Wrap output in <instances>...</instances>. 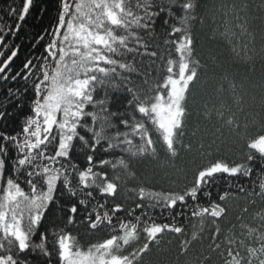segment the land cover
Listing matches in <instances>:
<instances>
[{
  "label": "snow or ice",
  "instance_id": "1",
  "mask_svg": "<svg viewBox=\"0 0 264 264\" xmlns=\"http://www.w3.org/2000/svg\"><path fill=\"white\" fill-rule=\"evenodd\" d=\"M7 14L0 264H264V91L242 121V85L221 75L200 113L220 127L192 122L209 71L199 0H20ZM222 27L255 40L247 13ZM225 134L232 147L210 151ZM170 235L172 256L150 260Z\"/></svg>",
  "mask_w": 264,
  "mask_h": 264
},
{
  "label": "trees",
  "instance_id": "2",
  "mask_svg": "<svg viewBox=\"0 0 264 264\" xmlns=\"http://www.w3.org/2000/svg\"><path fill=\"white\" fill-rule=\"evenodd\" d=\"M262 2L264 0H199L203 24L195 26L196 47L197 52L202 58V62L209 66V71L208 84L197 89L198 104L193 111L191 120L193 123H199L202 128L208 127L212 129L213 125L220 127L219 122L216 120L211 122L203 120L200 113L202 112V105L204 103H208L209 107H211L213 103L218 102L213 89L221 75H226L229 79H234L238 84L242 85L240 91L245 99L243 110L234 108L240 119L243 121L244 117L249 114L259 119L261 115L260 96L261 92L264 91L260 86L262 80H264V32L261 31L260 20L253 18L261 15L258 7ZM19 3L20 0H0V18L4 19L7 23H11L14 18L8 16L7 9L9 5L17 6ZM233 5L236 6L235 10L233 9ZM244 6H247V8L241 10L244 9ZM234 12L241 18H244L247 13V18L251 21L250 31L255 36L254 41L248 35L239 34V30H236L237 35L233 37L232 42L226 41L219 35L223 31V24L233 17ZM35 23L34 17L29 18L25 31H30L31 26ZM233 47H236L238 51L243 49L241 56L233 53ZM244 53H247V55ZM248 57H251V59ZM226 135L225 142L220 144L217 141V144H214L210 151H216L217 148L221 151H227L228 148L232 147V143L226 138ZM204 139L206 142H211L213 137L206 135ZM195 141L196 138H193L194 144ZM185 159L191 162L193 158L186 157ZM179 163L182 165L183 161ZM141 167L146 168L149 174H151L153 165L146 164ZM156 171L157 175L155 179L163 182L166 179L165 173L159 169ZM242 203L243 201H239L233 204V213L230 215L229 220L224 221L225 227L229 226L230 222H235V215L240 211ZM157 212H159V209H157ZM186 230L190 232L191 225H188ZM181 239L182 237L175 235L166 237L165 241L159 246L158 254L149 257V259L165 260L170 258ZM204 243H207L206 239ZM199 247L197 245L194 248L188 259H194Z\"/></svg>",
  "mask_w": 264,
  "mask_h": 264
},
{
  "label": "flooded vegetation",
  "instance_id": "3",
  "mask_svg": "<svg viewBox=\"0 0 264 264\" xmlns=\"http://www.w3.org/2000/svg\"><path fill=\"white\" fill-rule=\"evenodd\" d=\"M5 22V20L4 19H0V23H4Z\"/></svg>",
  "mask_w": 264,
  "mask_h": 264
}]
</instances>
